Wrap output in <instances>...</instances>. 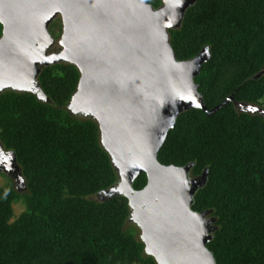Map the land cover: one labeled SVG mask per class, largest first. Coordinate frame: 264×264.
Listing matches in <instances>:
<instances>
[{
    "label": "trees",
    "instance_id": "1",
    "mask_svg": "<svg viewBox=\"0 0 264 264\" xmlns=\"http://www.w3.org/2000/svg\"><path fill=\"white\" fill-rule=\"evenodd\" d=\"M169 32L179 60L209 48L195 78L208 109L234 101L213 113H181L159 160L194 163L192 177L207 170L192 207L216 218L207 246L217 264H264V0H197ZM80 76L76 65L60 62L39 76L49 101L31 92L0 95V140L16 152L27 184L25 191L13 181L0 187V264H159L131 220L129 199L103 194L119 175L98 122L68 107ZM147 183L142 172L134 188ZM20 199L26 211L12 222Z\"/></svg>",
    "mask_w": 264,
    "mask_h": 264
},
{
    "label": "water",
    "instance_id": "2",
    "mask_svg": "<svg viewBox=\"0 0 264 264\" xmlns=\"http://www.w3.org/2000/svg\"><path fill=\"white\" fill-rule=\"evenodd\" d=\"M0 0V95L31 92L49 101L39 81L46 66L76 65L80 81L69 109L95 119L101 142L119 175L104 195H124L148 254L159 264H217L208 243L217 227L211 211L193 210L196 192L207 181L190 175L194 163L164 165L158 154L181 113L209 110L195 78L210 58L205 47L196 57L179 60L170 29L180 28L197 0ZM60 16V49L51 24ZM240 110L263 111L238 104ZM0 168L18 174L17 188L27 190L14 150L0 140ZM147 173L148 183L134 182Z\"/></svg>",
    "mask_w": 264,
    "mask_h": 264
},
{
    "label": "rangeland",
    "instance_id": "3",
    "mask_svg": "<svg viewBox=\"0 0 264 264\" xmlns=\"http://www.w3.org/2000/svg\"><path fill=\"white\" fill-rule=\"evenodd\" d=\"M61 17L58 16L54 22L51 24V32L54 35V31L55 33L60 32L63 30V25L62 22H60ZM62 34V32H61ZM57 37L56 39L59 41L60 36ZM55 37V36H54ZM59 45V43L57 44ZM264 101V100H263ZM17 173V172H16ZM16 173H12L10 171H7L6 169L0 168V187L4 186L5 184L9 183L10 181H13L16 185H17V178H18V174ZM13 208H14V215L11 219V221H15L23 212L26 211V204L24 202V200H19L18 202H15L13 204ZM133 221V219H131ZM134 222V221H133ZM135 223V222H134Z\"/></svg>",
    "mask_w": 264,
    "mask_h": 264
},
{
    "label": "flooded vegetation",
    "instance_id": "4",
    "mask_svg": "<svg viewBox=\"0 0 264 264\" xmlns=\"http://www.w3.org/2000/svg\"><path fill=\"white\" fill-rule=\"evenodd\" d=\"M55 38H57V37H55ZM57 44H58V40H56V43L50 48V52H57V51H59L60 45H57Z\"/></svg>",
    "mask_w": 264,
    "mask_h": 264
},
{
    "label": "clouds",
    "instance_id": "5",
    "mask_svg": "<svg viewBox=\"0 0 264 264\" xmlns=\"http://www.w3.org/2000/svg\"><path fill=\"white\" fill-rule=\"evenodd\" d=\"M256 106V105H255Z\"/></svg>",
    "mask_w": 264,
    "mask_h": 264
}]
</instances>
